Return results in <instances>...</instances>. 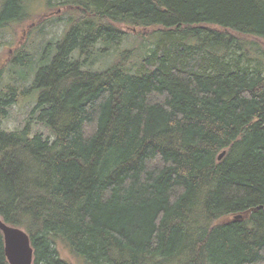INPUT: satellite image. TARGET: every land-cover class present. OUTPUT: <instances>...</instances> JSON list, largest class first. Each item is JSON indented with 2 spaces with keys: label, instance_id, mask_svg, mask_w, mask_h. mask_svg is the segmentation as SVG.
<instances>
[{
  "label": "trees",
  "instance_id": "1",
  "mask_svg": "<svg viewBox=\"0 0 264 264\" xmlns=\"http://www.w3.org/2000/svg\"><path fill=\"white\" fill-rule=\"evenodd\" d=\"M30 1L0 0V30ZM48 6L77 13L34 81L49 135L5 129L18 99L0 92V219L28 233L33 264H71L61 249L81 264H264V0ZM124 26L151 37L133 63Z\"/></svg>",
  "mask_w": 264,
  "mask_h": 264
},
{
  "label": "rangeland",
  "instance_id": "2",
  "mask_svg": "<svg viewBox=\"0 0 264 264\" xmlns=\"http://www.w3.org/2000/svg\"><path fill=\"white\" fill-rule=\"evenodd\" d=\"M29 4L26 20L11 27L2 26L3 30H0V92L11 89L13 95L18 99V103L11 108L8 118L1 123L7 130H16L17 128L23 130L29 127L32 134L40 131L49 135L45 127L31 119L32 109L39 99V90L34 87V81L37 69L44 66L41 65L43 63L42 55L48 56L47 51L54 52L53 49H50L52 46H49L48 42L53 39L55 41L61 39L68 27L69 17L76 16L77 13L72 8L61 10L56 6L49 7V0H31ZM122 30L126 35L119 51L132 50L133 53L129 58L131 63L138 61L139 58L142 59L146 51L144 47V50L141 49V45L149 46L151 37L142 41L139 37L141 35L129 27L124 26ZM102 48L97 45L93 52L97 55L106 49L110 51L106 52V50L102 55L90 57L91 63L95 58L98 59V62H103V64L98 63L95 66L97 70L104 69V66L112 60L111 58L115 59L116 57L115 45L112 43ZM39 65L41 66L38 68ZM60 252L64 259H69L72 262L71 264H81L79 259L73 258L64 249H61Z\"/></svg>",
  "mask_w": 264,
  "mask_h": 264
},
{
  "label": "water",
  "instance_id": "3",
  "mask_svg": "<svg viewBox=\"0 0 264 264\" xmlns=\"http://www.w3.org/2000/svg\"><path fill=\"white\" fill-rule=\"evenodd\" d=\"M1 18V11H0ZM225 153L221 154L219 160L224 157ZM260 208H253L245 213L235 215L231 218H225L222 222L240 221L248 218L252 211H257ZM0 232L4 237L5 254L9 264H33L34 248L30 236L26 231L18 227L11 226L0 219Z\"/></svg>",
  "mask_w": 264,
  "mask_h": 264
},
{
  "label": "bare ground",
  "instance_id": "4",
  "mask_svg": "<svg viewBox=\"0 0 264 264\" xmlns=\"http://www.w3.org/2000/svg\"><path fill=\"white\" fill-rule=\"evenodd\" d=\"M223 153H225V152H222L221 154H223ZM221 154H220V155H221ZM225 154H226V153H225ZM224 156H225V155H224ZM219 157H220V156H219ZM221 160H222V159H221Z\"/></svg>",
  "mask_w": 264,
  "mask_h": 264
},
{
  "label": "flooded vegetation",
  "instance_id": "5",
  "mask_svg": "<svg viewBox=\"0 0 264 264\" xmlns=\"http://www.w3.org/2000/svg\"><path fill=\"white\" fill-rule=\"evenodd\" d=\"M61 9V8H60ZM63 9H67V8H62L61 10H63Z\"/></svg>",
  "mask_w": 264,
  "mask_h": 264
}]
</instances>
